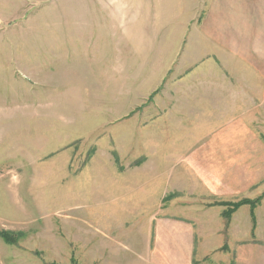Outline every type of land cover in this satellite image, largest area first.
<instances>
[{"label": "rangeland", "instance_id": "1", "mask_svg": "<svg viewBox=\"0 0 264 264\" xmlns=\"http://www.w3.org/2000/svg\"><path fill=\"white\" fill-rule=\"evenodd\" d=\"M221 13L229 20L223 32ZM243 18L247 30L239 50L249 69L244 88L230 89L224 82L237 80L229 71L212 75L224 70L222 57L187 52L198 47L192 41L197 29L211 37L217 28L225 40ZM86 19L114 21L119 29L113 52L98 57L99 97L85 90L80 75L74 25ZM181 28L186 39L179 47L173 41L178 33L173 35ZM203 44L199 53L216 47ZM159 48L171 57H156ZM259 78L264 0H0V110L20 79L30 89L19 111L48 108L55 126V145L50 148L49 140L33 166L25 163L19 175L7 171L2 177L7 201L0 232L12 238L0 236V264H106L137 258L143 243L157 262L161 241L174 230L181 231L177 247L171 245L178 264H237L243 249L241 264H264ZM113 89L119 107L111 106ZM36 166L42 169L31 171ZM258 198L255 220L248 204L230 219L223 216L224 203Z\"/></svg>", "mask_w": 264, "mask_h": 264}, {"label": "crops", "instance_id": "2", "mask_svg": "<svg viewBox=\"0 0 264 264\" xmlns=\"http://www.w3.org/2000/svg\"><path fill=\"white\" fill-rule=\"evenodd\" d=\"M236 2H239L241 4V0H234ZM225 6V3H223ZM246 5H242V8L245 10ZM219 20L222 22L221 24V30L224 31L225 27L228 25L229 20L226 18V16L221 13L218 15ZM228 21V22H227ZM238 23H234V27L236 28L235 32L233 33V36H228L225 40H221V35L217 28L213 32V36L209 37L208 35L199 34L198 29L197 32H195L192 36V41L195 42L197 48L192 45L191 49L192 52H187L189 54L194 53V56H197L198 58L208 57L215 55L218 58L222 57L225 63L224 70L221 72V70L215 69L212 73L213 76L216 74H225V70L229 71L228 74L230 76H233L236 78L237 82H224V85H229L231 88H244L243 84L244 82L241 81L244 80L243 77H245V70L249 69L246 67V64L244 61L245 57L242 56L241 50L239 48L241 47L240 42V34L247 30V22L246 18H243L242 20H238ZM227 22V24H226ZM79 27L77 31V35L79 39V56L82 57V66L80 70V75L83 74L82 79L85 81V90L90 91L92 94H94L96 97H99L102 93L103 89H97L96 85L94 84L95 76L98 74V63H101L98 59L100 54H103V52H106L107 54L109 52H113V42H115L118 39L119 35V29L116 23L114 24V21H110V24L107 20H100V19H89V20H83L80 21L78 25H74ZM159 34L154 35L155 38L159 35L161 36V28L159 27L157 29ZM151 30L148 29L147 32L144 33V36L148 37V40L151 36ZM178 33V38L176 40H173L174 43H178L179 47L182 45L183 40L186 39L185 35L182 36L184 33V29H179V32L176 31V33L173 35L175 36ZM217 33V35H216ZM239 34V35H238ZM238 35V36H237ZM180 36V37H179ZM129 37V36H128ZM188 38V37H187ZM235 38V40H234ZM145 39V37H144ZM223 39V38H222ZM152 40V39H151ZM150 40V41H151ZM170 41V42H173ZM203 42H209L211 44H215L216 47L212 50V52H208L203 54L199 53V51L202 50L204 47ZM166 43V42H165ZM246 41H244V44ZM178 47V48H179ZM38 48L39 44H38ZM218 48L223 50L221 52L218 51ZM73 50V49H72ZM74 51V50H73ZM254 51V50H253ZM155 53L156 57H159L161 55V58H167L171 57L170 53L166 51L165 48H159L157 51H153ZM216 52H219L218 54ZM146 57H151V51L150 48L147 47L146 50ZM255 53V52H254ZM36 54L42 55L43 54V48L41 46L40 49L36 48ZM61 55V53H60ZM55 58V55H54ZM231 59L233 60V63H231ZM232 64L234 67L232 68ZM250 64V63H249ZM39 64L36 62L35 68L38 67ZM49 68V67H48ZM93 68H96V70L93 72ZM207 70V69H206ZM244 71V72H243ZM70 72H68V79L70 78ZM198 73H196V76H198ZM201 73H205V70H202ZM165 74V72L163 73ZM205 74H211V73H205ZM256 75V74H254ZM260 75V73H259ZM18 76V73H11V77ZM209 76V77H213ZM114 78H117L116 76ZM193 78V76H192ZM18 79V78H17ZM81 79V78H78ZM213 79V78H212ZM91 80L93 82L91 83ZM18 86H12L11 94H10V101L5 100L6 107L3 110H0V217H2V213H4V203L7 201L5 199V191L2 187V177L5 175L7 171H16L19 175L21 171L25 170V163L30 166H33V164L39 160L40 154L44 151L46 148L49 147L48 141H52L50 143V148L55 145V126L54 124H49L50 122V116H53L51 113H49L48 108L46 110H42L41 112L37 107H35L32 111L27 112L25 110L19 111V106L24 108L26 107V104L24 103L25 98L28 95H25L26 88L30 89L26 86L20 79H19ZM259 83H263L264 79L259 78ZM40 81H37L38 83ZM212 87H210L212 90H215V83H211ZM264 83L262 84V86ZM76 87V85L74 84ZM33 87V86H31ZM37 87H40L38 85ZM144 87V86H142ZM44 88L48 89L44 86ZM114 88H116V85H114ZM150 88H148V91L150 92ZM30 91V90H29ZM31 91L33 89L31 88ZM60 93V91H57ZM63 92V91H62ZM114 93V94H113ZM38 95V93L36 92ZM17 95V96H16ZM104 97V94L102 98ZM4 102V101H3ZM24 103L23 105H21ZM122 103H120L119 99L117 98V89L112 90V104L111 106L119 107ZM133 107V105H132ZM15 131V132H14ZM35 138V139H34ZM34 139V141H32ZM41 140V141H40ZM40 142V143H39ZM70 142V141H69ZM68 142V143H69ZM65 146V145H64ZM9 158V159H7ZM27 160V161H25ZM10 164V167H7L6 165ZM44 167L48 168L47 164H42ZM8 169V170H6ZM39 166H36L31 169V171H39ZM27 170V169H26ZM29 170V169H28ZM2 172V173H1ZM39 181V176H35L33 186L37 187ZM24 192V191H23ZM172 231V230H171ZM165 231L164 234L166 235ZM169 233V239H164L161 241L160 244V250L158 254L157 262L151 259V256L148 255V251L150 250V244L143 243L142 245H139L136 247L135 250H139L141 253L137 251V258L132 260H117V262L110 261L111 259H108L106 264H178L176 257V252L173 254L171 250V245L174 246V248L177 247V236L181 233V231L174 232H168ZM146 244V245H145ZM192 246V245H191ZM193 246L190 249L192 252ZM239 250V249H238ZM245 250L243 249V252L238 253V259L237 264H241L243 259V254ZM147 253V254H146ZM143 254V258L142 257ZM148 256V257H147ZM191 257V255H190ZM260 257V253H259ZM153 261V263H151ZM187 261V260H185ZM240 261V262H239ZM264 262V260H262ZM181 262V260H180ZM179 262V264H181ZM190 262L189 260L187 263ZM189 264V263H188Z\"/></svg>", "mask_w": 264, "mask_h": 264}, {"label": "trees", "instance_id": "3", "mask_svg": "<svg viewBox=\"0 0 264 264\" xmlns=\"http://www.w3.org/2000/svg\"><path fill=\"white\" fill-rule=\"evenodd\" d=\"M259 200H261V198H258L257 200H251V199H243L238 203H224V206H228V208L226 210H224L223 212V216L226 217L227 219H230L232 216V213H234L241 205H245L248 204L250 205V207L252 208V215H253V220H255V216H254V210L257 208V206L259 205ZM255 223V222H254ZM0 236L2 238H4L7 242H11V238L12 235L6 231H2L0 232ZM73 264H76L75 262H73Z\"/></svg>", "mask_w": 264, "mask_h": 264}]
</instances>
